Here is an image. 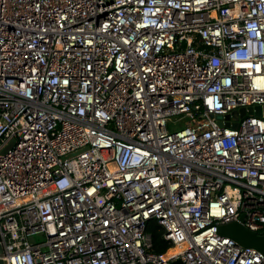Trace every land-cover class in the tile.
Instances as JSON below:
<instances>
[{"label":"built area","instance_id":"1","mask_svg":"<svg viewBox=\"0 0 264 264\" xmlns=\"http://www.w3.org/2000/svg\"><path fill=\"white\" fill-rule=\"evenodd\" d=\"M254 106L264 0H0L3 264H264Z\"/></svg>","mask_w":264,"mask_h":264},{"label":"water","instance_id":"2","mask_svg":"<svg viewBox=\"0 0 264 264\" xmlns=\"http://www.w3.org/2000/svg\"><path fill=\"white\" fill-rule=\"evenodd\" d=\"M234 115H238V117H242L246 114L249 115H264V106H254L240 108L236 112L233 113ZM221 119V117H218ZM225 119H229V115L225 116ZM221 123V121L219 122ZM226 124H228L226 122ZM231 126H236V122H233ZM243 216H240L239 221H233L228 224L218 226V233L223 236H229L230 238L234 239L238 244L245 246V247H253L260 251L264 256V235L258 234L254 231L247 229L242 224ZM3 252V248L0 245V254ZM0 264H3V261L0 259ZM169 264H180L179 260H175L170 262Z\"/></svg>","mask_w":264,"mask_h":264},{"label":"trees","instance_id":"3","mask_svg":"<svg viewBox=\"0 0 264 264\" xmlns=\"http://www.w3.org/2000/svg\"><path fill=\"white\" fill-rule=\"evenodd\" d=\"M146 232L151 237V250L156 253H164L171 245L163 237V228L154 220H149L146 224ZM169 249L167 252L172 250Z\"/></svg>","mask_w":264,"mask_h":264},{"label":"rangeland","instance_id":"4","mask_svg":"<svg viewBox=\"0 0 264 264\" xmlns=\"http://www.w3.org/2000/svg\"><path fill=\"white\" fill-rule=\"evenodd\" d=\"M173 120H175V118L171 119L170 123L168 124V130H172V125H173L172 121ZM182 120H184V118ZM174 126H175V124H174ZM179 127H180L179 125H176V129L179 128ZM22 201H23V199H19L17 202L19 203V202H22ZM12 205L13 204H9V206H12ZM42 238H43L42 235H33V236L30 237V240L34 241V242H37V241L41 240Z\"/></svg>","mask_w":264,"mask_h":264},{"label":"bare ground","instance_id":"5","mask_svg":"<svg viewBox=\"0 0 264 264\" xmlns=\"http://www.w3.org/2000/svg\"><path fill=\"white\" fill-rule=\"evenodd\" d=\"M175 251H177V248H173L172 250H170L169 252H167L166 255L172 254V253H174Z\"/></svg>","mask_w":264,"mask_h":264}]
</instances>
